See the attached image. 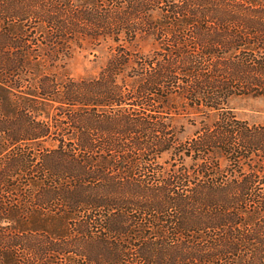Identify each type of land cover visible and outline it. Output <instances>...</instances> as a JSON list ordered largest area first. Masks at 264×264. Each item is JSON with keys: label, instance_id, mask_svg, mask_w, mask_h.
<instances>
[{"label": "trees", "instance_id": "1", "mask_svg": "<svg viewBox=\"0 0 264 264\" xmlns=\"http://www.w3.org/2000/svg\"><path fill=\"white\" fill-rule=\"evenodd\" d=\"M262 36L264 0H0V264H264V124L162 114L264 96ZM83 38L115 43L97 74L50 71Z\"/></svg>", "mask_w": 264, "mask_h": 264}, {"label": "rangeland", "instance_id": "2", "mask_svg": "<svg viewBox=\"0 0 264 264\" xmlns=\"http://www.w3.org/2000/svg\"><path fill=\"white\" fill-rule=\"evenodd\" d=\"M245 5L248 10L247 13L242 14L243 17L246 16L249 19L251 14L263 15L259 7ZM262 39L259 44H264V36H262ZM114 44L108 38L99 40L83 38L71 44H66L67 56L57 60L56 66L50 68V71L58 74L65 73L73 78L93 76L97 74L107 61ZM125 44L130 50L138 53H152L158 47L157 42L152 36L140 34L134 38V41L130 43L125 42ZM168 104L172 112L168 115L162 114L168 118L170 131L179 142L190 139L203 126L212 125L218 119L220 113L227 110L236 118L244 120L251 125L264 124V96L262 95L233 94L229 97L227 106L221 109L223 111L217 112H209L204 106L195 109L184 97L176 95L170 97ZM33 145H36L37 151L39 146L37 144ZM181 157L184 160L185 166H192L193 161L191 157L163 154L160 157L154 158L153 167L162 166L166 168L171 164L178 166Z\"/></svg>", "mask_w": 264, "mask_h": 264}]
</instances>
